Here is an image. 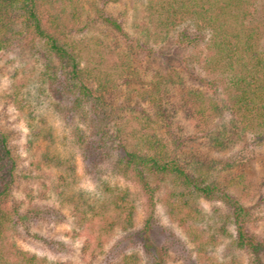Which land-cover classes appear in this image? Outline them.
<instances>
[{
    "label": "trees",
    "instance_id": "obj_1",
    "mask_svg": "<svg viewBox=\"0 0 264 264\" xmlns=\"http://www.w3.org/2000/svg\"><path fill=\"white\" fill-rule=\"evenodd\" d=\"M109 1L118 0H104L97 17L126 38L122 22L104 9ZM57 2L0 0V49L16 42L25 53L35 50L53 95L69 103V112L88 127L90 135L78 137L84 160L98 167L114 154L115 167L140 186L145 199L140 227L134 228V204L126 189L110 194L108 210L92 208L90 217L81 218L80 223H89L97 237L116 229L131 233L135 250L108 264H167L170 227L195 247L201 264H211L209 257H203L208 255L206 249L223 238L246 253L247 264H264V236L253 229L252 210L258 204L246 205L237 196H248L244 175L231 174L230 162L218 167L213 159L192 155L182 161L176 153L196 138L217 154L234 148L244 135L264 146V0H143L135 30L145 42L136 38V46L159 54L165 45L172 47L182 73L165 66L153 71L146 83L125 80L148 108L129 132L119 128L120 116L105 100L111 90L109 79L81 65L86 45L67 32L78 16L76 9L71 5V16L66 18L65 7ZM171 88L177 89L176 105L169 101ZM175 108L194 124L198 135L174 134L170 129L174 114L169 111ZM168 137L173 139L170 143ZM8 141V134L0 132V238L24 219L9 204L17 163ZM201 201L215 205L208 218ZM159 209L165 224L160 223ZM14 255L11 262L0 264L40 262L21 249Z\"/></svg>",
    "mask_w": 264,
    "mask_h": 264
},
{
    "label": "rangeland",
    "instance_id": "obj_2",
    "mask_svg": "<svg viewBox=\"0 0 264 264\" xmlns=\"http://www.w3.org/2000/svg\"><path fill=\"white\" fill-rule=\"evenodd\" d=\"M103 1L58 0L56 6L65 7L66 18L71 16V5L76 9L78 16L68 24L67 32L75 42L86 45L81 65L109 79L107 87L111 90L105 100L120 116L119 128L129 132L148 108L139 103L131 90L133 86L125 85V80L131 79V84L146 83L153 71L165 66L175 68L179 74L182 71L172 55V47L165 45L159 54L136 46V38L145 42L135 30L143 0L109 1L104 7L122 22L126 38L117 36L98 19L96 12ZM20 48L15 42L9 48L0 49V132L8 134L9 148L17 163L9 204L24 219L0 238V261L11 262L15 251L21 249L36 255L38 264H108L123 253L135 250L131 233L116 229L97 237L89 223H80L81 218L90 217L92 208L102 212L108 207L110 194L126 189L134 204V228H138L145 218L144 195L132 178L123 176L115 167L114 154L98 167L84 160L78 137L81 133L90 135L87 125L77 114L69 112V103L53 95L49 81L41 75L43 64L34 55L36 51L26 54ZM176 93V88L170 89L169 101L174 105ZM172 111L169 114H174V123L170 129L174 134L198 135L194 124L185 120L178 109ZM168 139L169 143L173 140ZM256 143L251 136L244 135L234 148L217 154L196 138L179 146L176 153L182 161L194 155L218 161V167L230 162L231 174L244 175L248 196H241L245 193L237 196L245 199L246 205L258 204L252 210L253 229L264 236V146ZM200 205L205 215L215 207L205 201ZM157 214L160 223L165 224L163 211L159 209ZM170 228L171 237L166 240L167 264H201L195 256V247L177 228ZM229 241L223 238L209 244L208 255L203 257H209L211 264H247L246 253L234 249Z\"/></svg>",
    "mask_w": 264,
    "mask_h": 264
}]
</instances>
